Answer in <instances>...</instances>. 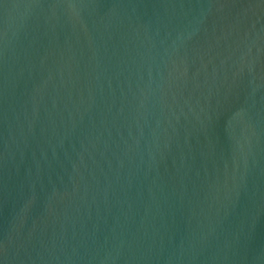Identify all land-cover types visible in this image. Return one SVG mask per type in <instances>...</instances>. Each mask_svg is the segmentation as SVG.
Returning <instances> with one entry per match:
<instances>
[{"label":"water","instance_id":"obj_1","mask_svg":"<svg viewBox=\"0 0 264 264\" xmlns=\"http://www.w3.org/2000/svg\"><path fill=\"white\" fill-rule=\"evenodd\" d=\"M0 264H264V0H0Z\"/></svg>","mask_w":264,"mask_h":264}]
</instances>
